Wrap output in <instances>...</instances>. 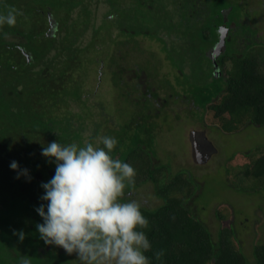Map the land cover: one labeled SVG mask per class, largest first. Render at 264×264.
I'll use <instances>...</instances> for the list:
<instances>
[{
  "label": "trees",
  "instance_id": "16d2710c",
  "mask_svg": "<svg viewBox=\"0 0 264 264\" xmlns=\"http://www.w3.org/2000/svg\"><path fill=\"white\" fill-rule=\"evenodd\" d=\"M99 3L107 5L103 19L119 26L121 35L148 36L162 46L161 53L166 54V60L180 77L181 88L190 93L186 100L188 103H184L189 111L212 113L213 118L222 123L225 122L224 117L228 118L223 124L227 132H232L239 125L264 126V75L260 74L256 58L237 56L233 47L251 30V24H245L241 18L244 16L243 8L247 6L252 10L254 0H205L208 7L205 6L204 18L207 22L199 24L197 30L195 22L192 25L184 20L182 13L177 16V27H167V21L172 18L166 14L169 9L163 1L0 0V14L6 15L10 7L22 13L17 15L14 26L5 24L0 27V71L3 72L0 73V175H6L0 181V187L8 189V193L1 197L5 208L0 209V247L5 246L6 249L2 251L0 248V264L9 263L10 258L13 264H20L23 256H27L31 264H81L75 253L69 255L61 247L46 245L36 229V224L43 223V219L35 209L44 204L47 211V201L40 199L45 194L41 184L46 183L44 179L52 169L41 171L39 166L37 169L39 163L29 161L30 151L21 153L20 169H27L31 180L21 176V192L13 197L10 184L18 172L10 168V163L16 158L10 149L19 145L28 148L35 144V152L31 153L37 156L48 141L61 144L75 142L83 146L86 140L96 143L100 136L116 138L118 144L111 155L129 163L137 172L135 183L125 189L122 202L131 201L128 192L148 183L153 185V195L160 202L153 208L141 206L149 221V227L142 231L152 245L151 250L145 253L150 264H264V241L253 245V260H249L240 247L236 248L232 228H220L213 236L210 229L195 217L188 201L191 198L195 200L193 195L197 185L189 170L173 174L169 164H158L154 155L158 135H154L153 123L143 120L144 113L138 107L151 103V99L155 101L158 96V88L148 84L151 79L145 90L140 84L127 90L125 98L131 100L119 118L114 120L105 117L110 115L100 109L96 114L101 113L105 119L87 116L86 109L77 100L61 106L55 103L49 106L44 101V93L56 96L58 91H65L62 88L56 91L55 85L47 86L51 82L50 72L63 62L78 59L83 51L98 50L93 32L89 40L85 39L89 24L84 18L90 16ZM193 5H196L194 0ZM141 9L150 15V19H143L146 15L141 13ZM227 10L230 12L229 25H234L235 30L231 32L226 52L218 58L223 69L220 67L219 72L214 73L213 64L205 52L217 40L215 30L221 26L220 17ZM245 18L250 21L248 13ZM250 32L256 33L257 30ZM83 44L88 46L87 49L81 47ZM254 44L257 42H246L244 51ZM254 47L258 48L257 45ZM13 50L19 55L16 64L10 62L14 57L10 53ZM72 70L68 68L64 72ZM78 86L73 85L74 88ZM133 92L140 93L135 100H132ZM190 99L194 102L190 103ZM44 111L48 113L46 117ZM149 115L154 117L152 113ZM122 116L124 118L120 119ZM5 130L9 131V137L4 147L1 137ZM20 140L21 144H17ZM261 147L257 146L253 151L257 152ZM252 155V152L238 153L230 162L239 164L237 176L259 186L253 188L251 193H255L261 187L264 189V153L253 160ZM165 171L168 175L166 181L162 175ZM34 177L43 182L36 185ZM230 185L236 191H245L232 183ZM23 191L24 195L21 194ZM26 196H29V201ZM22 199L24 203H21ZM216 215L217 218L223 217L219 210ZM21 230L25 234L22 242L18 235L13 234ZM7 234L11 235L10 239ZM19 243L21 250L17 249ZM160 250L164 255L157 260L155 253Z\"/></svg>",
  "mask_w": 264,
  "mask_h": 264
},
{
  "label": "rangeland",
  "instance_id": "374dc122",
  "mask_svg": "<svg viewBox=\"0 0 264 264\" xmlns=\"http://www.w3.org/2000/svg\"><path fill=\"white\" fill-rule=\"evenodd\" d=\"M99 1L103 2V0ZM110 1L118 2V0ZM156 1H163V5L168 6L169 10L166 14L171 16L172 19L167 21V27H177L179 21L177 16L182 13L181 8L184 7V0ZM194 1L197 8L201 9V0ZM254 1L252 10H248L247 6L246 9L244 7L242 10L244 16L248 13L251 24L249 26L251 30H248L243 35V38H252L254 41H258L260 45L257 47L264 50V0ZM241 2L245 3V1ZM133 6L134 4H132ZM105 7L107 8V5L99 3L95 11H93L94 14L92 13V16L84 18V21L89 24V32L85 39L89 40L93 32V40H97L98 46L96 48L98 50L96 51L94 48L83 51L78 59H73L71 62H63L53 72H50L51 82L47 86L55 85L56 91L60 88L65 89V91H58L56 96L44 93V101L49 106L54 103L61 106L68 102L72 103V100H77L86 109L87 116H93L94 119L99 118V120H103L105 117L114 120L116 117L119 118L122 114L121 111L126 108L125 105L131 100L126 99L127 97L125 98L127 90L131 86L135 89L138 84L143 85L142 78L138 80L132 70L145 71L147 79H151L148 84L158 88L157 97L162 98L165 102L163 106H158L151 99V103L138 106L144 113L143 120L147 123L151 121L154 125V127L151 126L153 127L154 135H158L154 144L156 145L154 155L158 158V164H169L168 167L173 174L179 170H189L191 172L197 185L193 195V197H196L194 201L192 198L189 199L188 204L195 217L210 229L213 236L220 228H232L235 233L233 241L236 248L240 247L242 249L241 252L249 260H253L251 253L253 245L264 241V189L261 187L258 192L251 193L254 191V187L257 189L259 186L246 181L242 176H237L239 164L236 161L232 163L230 161L235 154L242 152H252V160L264 153V126L239 125L232 132H227L223 124L228 118L224 117L225 122L222 123L214 119L212 113L204 114L203 111L197 113H194L193 110L189 111L186 100L190 93L186 89L181 88L178 82L181 81L180 77L175 73L174 68L169 63H165V61H160V67L158 65L155 56L162 58V55L159 54L163 50L162 46L148 36L132 37L129 35L127 37L121 35L119 26L117 27L115 24L113 25L103 19L102 15L106 10ZM140 11L146 15L143 19H150V15L147 12L143 9ZM203 17V14L200 13V18L194 20L196 30L199 24L207 22L203 20ZM189 23L193 25V20ZM152 27L154 28V26H147V28ZM255 28L257 32L250 34V31ZM86 44L81 47L87 49L88 46ZM254 49L256 50V47L251 49V51ZM257 51L259 52L254 53L252 56H255L260 65V74L264 75V53L258 49ZM10 53L14 54L10 62L18 63V51L13 50ZM68 68H73L74 71L64 72ZM213 70L214 73L219 72L215 67H213ZM74 84L79 85V88H74ZM134 92L132 93L134 95L132 100L140 96V93ZM191 102L193 103L194 100L190 99ZM97 109L104 111L110 117H104L101 113L97 116ZM136 110H133V112ZM145 112H148V114H145ZM44 113L46 117L48 113L46 111ZM149 113H152L154 117H149ZM123 118L124 116L120 119ZM112 123L114 122L112 121ZM113 127L111 126V128ZM101 134L103 133L101 132ZM87 135H90V133L88 132ZM199 135L203 137L206 146L214 151L198 163L192 153L193 143L191 140L192 137ZM8 137L9 131L5 130L1 137V144L4 147ZM48 143L50 142H46L42 148L46 147ZM17 144H21V140ZM260 145L263 147L254 152L253 149ZM33 148L36 149L35 144L28 148H21V145H19L14 149H10L16 154L15 161L18 163L19 169L21 168V153L25 152L28 154L29 151V161L39 163L37 167L39 166L41 171L55 169V163H49V158L39 153H37V156L31 153L35 152ZM165 172L162 174L164 181L168 177L167 171ZM52 177L49 173L44 181L48 182ZM5 178L6 175L4 173L0 175V181ZM20 180H22L21 176L19 179L16 178L11 181L10 187H12L13 197L21 190L19 187ZM33 181L36 185L43 182V180H38L35 177ZM230 183L245 191H236V189L231 188ZM7 193V188L0 187V209L5 208L1 197ZM21 194L24 195V191ZM27 197L29 196H26V200L29 201ZM131 198L145 207L153 208L160 204L159 200L153 195V185L151 183L136 189ZM23 199L21 203H24ZM28 205H31V203ZM218 210L221 211L222 218H217L216 212ZM19 214L21 213L19 212ZM7 238L10 239L11 235L7 234ZM0 248L2 251L6 249L5 246ZM17 249L21 250V243H19ZM7 264H13L11 258Z\"/></svg>",
  "mask_w": 264,
  "mask_h": 264
},
{
  "label": "clouds",
  "instance_id": "9594fccd",
  "mask_svg": "<svg viewBox=\"0 0 264 264\" xmlns=\"http://www.w3.org/2000/svg\"><path fill=\"white\" fill-rule=\"evenodd\" d=\"M17 9L10 7L0 14V27L14 26ZM118 144L116 138L100 136L96 143L85 141L83 146L73 142L53 141L42 148V155L55 163V174L41 187L47 201L35 210L43 223L36 224L46 245L61 247L69 255L75 253L81 264H150L145 254L152 245L144 231L149 221L135 200L122 202L125 189L134 185L136 170L111 153ZM10 168L20 176L31 177L27 169H19L16 161ZM18 235L21 242L24 232ZM164 251L155 253L160 260ZM20 264H31L27 256Z\"/></svg>",
  "mask_w": 264,
  "mask_h": 264
},
{
  "label": "flooded vegetation",
  "instance_id": "af4514ba",
  "mask_svg": "<svg viewBox=\"0 0 264 264\" xmlns=\"http://www.w3.org/2000/svg\"><path fill=\"white\" fill-rule=\"evenodd\" d=\"M203 3L204 4H202V8L200 9V8H197V5H193V0H184V7L181 8L183 19L186 20V21L188 20V22H189V21H192V20L194 21L195 19L200 18V13L203 14V16H204L205 15V11H206L205 10V6L207 8L208 5L205 3V0H204ZM185 4H187V5L185 6ZM193 6H196V9L193 8ZM229 17H230L229 10L223 11L222 16L220 17L221 26L215 30L216 31V39L217 40H215L211 44V46L208 48V50L205 52L206 56L211 60V62L213 64V67H215V65H216L218 70H219L220 67H222L218 63V58L226 52L227 45L231 41V35H232L231 32H233L235 30V29H233L234 25H231V24L229 25ZM203 20H206V18H204ZM241 20L247 25L250 24L248 19L245 18V16H242ZM251 33L252 32H250V34ZM241 37H242L243 41H238L233 46L235 52L237 53V56H244L245 55L246 57H249V58H251V57L255 58V56H252V55L254 53H256V52H259V51H257V49L258 50H260V49L257 48L256 50L254 49V50L251 51V48H253L254 45H257V46L260 45L259 42L258 41H254L252 38H250V39L249 38H245L244 39L243 36H241ZM252 41L253 42H257V44L251 45V48H249L246 51H244L246 42L249 44V42L251 43ZM159 54L162 55L161 59L158 56H155L156 59H157L159 67H160V61H162V62L165 61V63L168 64V61L166 60V55L161 53V52H159ZM222 69H223V67H222ZM132 71H133L135 76H137V74H138V77H137L138 80H140L142 78L143 85H141V87L145 90L146 86H147V82L149 80V79H147L148 77L146 75V72L145 71H141V70H139V71H141V72H139L137 69L136 70H132ZM145 81H147V82H145ZM154 103H157L158 106H163V104L165 102L163 101L162 98H158L157 97L155 99ZM193 145L195 147V150H194L195 153L193 154V156L195 157V160L198 161V163L201 162L202 160H204L205 158H207L210 155V153H212L214 151L212 148L206 146V144H205V142L203 140V137L200 136V135L197 136V137H193L192 146ZM39 154H42V151H40ZM50 174L52 176H54L55 169H52ZM134 192H131V193L128 192L127 196L131 197L134 194ZM131 200H133V199L131 198Z\"/></svg>",
  "mask_w": 264,
  "mask_h": 264
},
{
  "label": "water",
  "instance_id": "95a60500",
  "mask_svg": "<svg viewBox=\"0 0 264 264\" xmlns=\"http://www.w3.org/2000/svg\"><path fill=\"white\" fill-rule=\"evenodd\" d=\"M215 69H217V66H216V65H215ZM217 70H218V69H217ZM191 141H192V143H193V137H192V140H191ZM194 150H195V147H194V145H193V148H192V152H193V154L195 153Z\"/></svg>",
  "mask_w": 264,
  "mask_h": 264
}]
</instances>
